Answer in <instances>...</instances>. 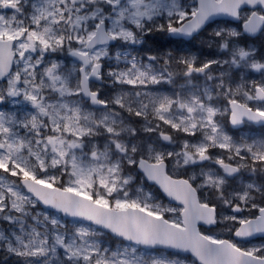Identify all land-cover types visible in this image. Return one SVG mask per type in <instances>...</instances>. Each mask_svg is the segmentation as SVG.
I'll list each match as a JSON object with an SVG mask.
<instances>
[{
  "label": "snow or ice",
  "instance_id": "snow-or-ice-1",
  "mask_svg": "<svg viewBox=\"0 0 264 264\" xmlns=\"http://www.w3.org/2000/svg\"><path fill=\"white\" fill-rule=\"evenodd\" d=\"M0 264H264V0H0Z\"/></svg>",
  "mask_w": 264,
  "mask_h": 264
}]
</instances>
